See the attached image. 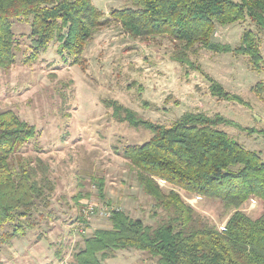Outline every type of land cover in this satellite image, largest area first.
Here are the masks:
<instances>
[{"label": "rangeland", "instance_id": "374dc122", "mask_svg": "<svg viewBox=\"0 0 264 264\" xmlns=\"http://www.w3.org/2000/svg\"><path fill=\"white\" fill-rule=\"evenodd\" d=\"M91 2L107 26L95 32L80 62L74 64L67 54L58 53L55 42L37 53L33 62L24 61L31 54L29 23L11 21L15 63L0 68V112L12 111L36 131L21 155L48 165L54 191L48 208L40 207L41 215H34L36 227L0 246V264H75V255L97 231L112 230L113 212L152 228L166 220L117 152L141 145L151 135L141 126L115 121L108 102L132 111L142 122L164 126L191 113L220 116L229 124L218 129L264 161V33L260 29L249 20L217 26L211 42L222 52L195 47L182 64L174 58L179 48L170 39L140 40L125 34L110 12L127 8L126 0ZM249 30L256 39L252 49L262 58L258 69L236 52ZM216 85L226 93L225 100L211 93ZM158 185L165 193L177 192L218 231L234 212L217 199L189 195L161 181ZM263 209L257 199L239 208L252 220ZM111 253L104 264H156L155 258L134 249Z\"/></svg>", "mask_w": 264, "mask_h": 264}, {"label": "trees", "instance_id": "16d2710c", "mask_svg": "<svg viewBox=\"0 0 264 264\" xmlns=\"http://www.w3.org/2000/svg\"><path fill=\"white\" fill-rule=\"evenodd\" d=\"M129 6L110 12L130 38L166 37L179 48L176 61L199 47L221 53L211 38L217 26L249 20L264 33V0H126ZM91 0H0V68L15 63L16 39L11 21L29 23L28 54L50 43L72 63L81 60L85 47L98 30L107 26ZM253 33H243L236 52L247 56L254 69L262 60ZM222 48V46H221ZM43 50V51H42ZM37 54V55H38ZM212 83V81H210ZM211 93L227 98L221 87ZM112 117L130 127H143L150 138L141 145L117 151L134 173L143 193L166 220L155 228L113 212L110 231H97L95 238L75 255V264H104L116 250L134 249L149 254L156 264H264V209L250 219L239 208L257 199L264 207V161L218 129L228 126L220 116L191 113L170 126L146 123L116 102H108ZM253 132V131H252ZM36 137L33 127L12 111L0 112V246L24 237L37 225L34 215L49 206L54 191L49 168L39 158L22 156ZM264 137V135H263ZM161 181L189 195L213 198L234 210L224 229L205 223L174 190L166 193ZM101 191L102 183H98ZM99 254V258L98 255Z\"/></svg>", "mask_w": 264, "mask_h": 264}, {"label": "built area", "instance_id": "2783aa9c", "mask_svg": "<svg viewBox=\"0 0 264 264\" xmlns=\"http://www.w3.org/2000/svg\"><path fill=\"white\" fill-rule=\"evenodd\" d=\"M88 211L90 213V212H92V209L91 208H88ZM104 214H107L108 215V213H104Z\"/></svg>", "mask_w": 264, "mask_h": 264}]
</instances>
